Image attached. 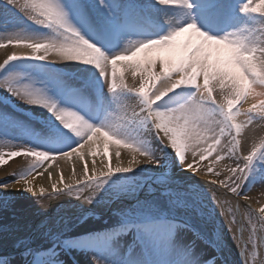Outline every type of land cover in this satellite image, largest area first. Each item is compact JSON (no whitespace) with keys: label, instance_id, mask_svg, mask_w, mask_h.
Returning <instances> with one entry per match:
<instances>
[{"label":"snow or ice","instance_id":"6c2138e0","mask_svg":"<svg viewBox=\"0 0 264 264\" xmlns=\"http://www.w3.org/2000/svg\"><path fill=\"white\" fill-rule=\"evenodd\" d=\"M3 4L15 8L55 35H25L19 30L10 31L0 40V48L22 46L32 49L31 54L13 53L0 63V89L28 105L47 109L79 140L76 146L66 148L72 136L53 125L52 139L43 142L47 147L16 143L14 146L19 150L8 152V157H35L37 160L31 167L14 173L17 177L14 183H4L0 188L14 189L15 185L23 183L27 187L22 191L33 192L29 177L43 166L44 161H56L58 156L70 158L73 152H80L89 140L99 139L103 134L127 148L131 159L127 166H123L118 148L115 167L109 156L105 165L107 171H101L98 176L87 175L86 162L82 174L84 179H76L73 174L74 183L64 185L67 194L92 204L114 175L134 173L142 164H162L160 159L144 149L139 140L130 138L124 131L125 123L139 122L154 132L164 148L175 153L184 169L186 165L187 169L197 171L193 163L188 162V153L193 160L207 159L216 152V160L227 157L234 161L235 166H228L227 179L206 182L211 200L222 211L224 205L217 196L219 186L229 189L237 197L243 195L245 201L249 200L247 192L251 187L245 189L244 185L257 160L264 162V144L258 147L253 140L245 151L242 148V129L246 125L237 123V118L246 117L247 125L264 124V0H246L240 4L242 14L257 20L255 26L246 31L217 34L203 30L197 17L210 28L226 27L230 22V10L224 0H199L198 3L193 0H147L142 5L127 0H3ZM197 8L198 12L195 11ZM169 11H180L182 19L173 23ZM70 12L82 19L91 31L105 37L112 50L105 51L89 42L72 23ZM163 25L168 26L166 30H163ZM184 33L189 35L181 43L178 38ZM132 36L139 38L131 39ZM125 40V47L115 50ZM141 54H144L143 59H140ZM122 60L131 61L128 65L131 84L123 72L118 76V62ZM18 61H78L95 66L109 93L119 100L115 120L99 125L90 123L79 112L60 107L44 88L34 83H18L22 74L11 68ZM177 90H189L188 98L171 106L175 96L180 95ZM244 104L249 107L245 109ZM3 115L0 112V118ZM224 141L226 143H222ZM80 158L84 159L83 153H80ZM4 159L5 154L0 153V163H4ZM95 164L93 160L94 172ZM208 171L215 176L220 175L212 167ZM160 179L165 184H177L176 188H167L164 192L169 197L171 212L151 201L138 200L131 208L116 210L113 214L118 217L117 223L104 232L65 240L64 245L99 249L103 244L104 252L119 257L120 264H144L145 246L155 244L178 257L179 264H200L194 245L185 244L178 233L192 230L197 238L202 237L187 219L176 217L175 209L193 210L202 217L206 216L207 220L214 218V210L205 214L198 206V192L184 188L171 177ZM52 187L55 189L56 184L53 183ZM44 192L41 187L40 194ZM40 203L48 206L44 200ZM244 216L250 226V236L241 247L243 264H248L249 244L253 249V264H264V251L261 250L264 249V207H260L257 213L251 204L246 205ZM229 230L233 232L234 239H242L245 226L233 215L229 220ZM127 236L132 239L125 245L122 238ZM45 255L49 264H58L55 247ZM92 261L93 264H108L101 255H93Z\"/></svg>","mask_w":264,"mask_h":264},{"label":"bare ground","instance_id":"6f19581e","mask_svg":"<svg viewBox=\"0 0 264 264\" xmlns=\"http://www.w3.org/2000/svg\"><path fill=\"white\" fill-rule=\"evenodd\" d=\"M227 1L228 0H224L225 3ZM146 2L147 0H134L133 4L142 5ZM193 2L198 3L199 0H193ZM195 11L198 12L199 9L197 8ZM169 16L172 18L173 23H175L182 19L183 13H181L180 11H169ZM21 17H24V19L22 20L18 18L16 19L17 21L11 23L8 28L0 31V40H3L10 31L19 30H22L25 35H55L51 32V30L46 33V31L37 24L35 25V30L29 26H26L24 20L27 17L24 15ZM70 19L72 20L74 26L79 29L81 34L86 39H88L89 42L96 44L105 51L112 50L109 48L106 38L97 32L91 31L88 25L82 19L78 18L71 12ZM197 19L200 22V26L203 28V30L209 31L210 34H217V32L222 33L224 31L234 30L246 31L247 28L253 27L257 23L255 22L254 18L243 16L240 20H236L232 24L227 25L225 29L221 28L215 31L208 25L204 24L202 18L197 17ZM163 26L168 27L167 25ZM166 29L167 28L163 30ZM188 35L189 33H184L178 38V40L182 43L188 38ZM138 38V36L131 37V39ZM126 43L127 40L122 42L115 50L119 51L120 49L125 47ZM221 47L223 48V46ZM13 53H15L16 55H28L32 53V49L24 48L22 46H8L6 48H0V63H2L5 59L8 58V56L12 55ZM143 56L144 54H141L140 59H143ZM52 58L53 57H49V59ZM130 63L131 61L129 60L119 61L117 73L119 76V74L123 72L125 79L132 83L131 72L128 68V65ZM42 66H47L48 68H43ZM11 68L13 71L22 74L21 79L18 81V83H34L36 86L44 88L48 92V94L58 102L60 107L79 112L85 117V119L89 120L90 123L99 125L101 123L113 121L110 117L105 116L102 113L101 115L98 114L97 118H95L94 116L97 112L98 105L96 103L95 96L91 91V83L94 81H99L98 83H103L104 85L103 77L99 70L95 68V66L86 65L78 61H61L59 63H48L44 61H18L15 62L11 66ZM157 70H159V66H157ZM137 79H139V77H137ZM107 91L108 88L104 85L105 94ZM167 100L168 98H165V101ZM106 104V101L102 102V109L105 108ZM243 107L246 109L247 107H249V105L244 104ZM0 112L4 113L3 118H0V150H10L16 148L14 146L16 143L31 144L36 147H47V145L43 142L51 140L52 133L50 132V130L48 131L42 129V123H49L48 125L51 129H54L53 125H55L60 129L66 130L63 124L59 120H57L47 109L39 106L28 105L25 102L12 97L3 89H0ZM237 120L246 122V117L240 116L237 118ZM124 131L130 138L139 140L144 149L152 153L158 159L162 160L166 158L167 153L159 146H156L157 144L153 138L146 139L145 137H142L145 136L143 132H141L143 133V135H138V133H140L139 131H144L145 133L151 134L153 137V132L148 127H146L145 124L139 122H135V124L128 123L124 125ZM247 135L242 134V148L245 151H247V149L251 147L253 140L257 144V137H253L251 135L249 136V134ZM72 140L78 142L79 138L74 134L72 136ZM110 142V138L103 136V134H100L99 139L93 138L89 140L86 144H84L82 148H80V152H73L70 158L58 156L56 161H46L43 167L39 168L37 172H34L29 177V179L32 181V187L34 189L33 192L22 191L21 189L27 187V185L23 183L15 185L14 189L0 188V211L5 207H8L16 200L22 198H43L46 194L52 196H50V203L48 202L49 198L45 201V203H48L47 207H44L43 205L39 207V215L34 216L33 212L32 219L23 220L19 223L13 224L0 232L2 233V236H0V262L16 263L19 260H27L29 250H34L33 252H35V250L44 243L47 233H54L55 231L59 230V228L64 225L68 219L74 218L79 212H83L86 209L95 208L104 213H107V211L108 213L115 212L116 210L125 209L127 206H129L128 201L132 199H138V197H147L154 192H165L167 187L156 188L153 183H149L144 188H142L143 185L134 187H132L131 185L130 187H132V190L124 192L123 194L105 195L103 191H101L100 194L105 195V201L98 205L87 204L83 199H77L72 195H68L67 190L64 188V185L74 183L73 174H75L76 179L85 178V176L82 175L85 162L87 163L88 167L87 175L98 176L101 171H107L105 167V165L108 163L107 157H111L112 166L115 167L117 163L115 151L119 148L121 151L120 160L123 162V166H127L128 161L131 159L130 151L119 144H114V146L112 147V144ZM224 143H226V141H224ZM76 144L72 145L71 147L76 146ZM69 145L70 143L65 147L68 148ZM166 150L170 152V155L173 158L172 160L175 161L177 159L175 153L171 149ZM80 153H83L84 155L83 160H81L80 158ZM93 153H95V155H93ZM190 154L191 153H189L187 157L188 162L193 163V167L197 169V171L193 172L192 170L187 169L186 165L185 169L181 167V169L176 168V170H180L179 173H185V175L197 174L206 182L213 181L214 179L210 177V174L202 173L208 169V166H212L213 163L208 164V166L203 165L200 160H193V157ZM36 160L37 158L35 157L24 159L23 156H5L4 163H0V185H3L7 182L14 183L17 178L14 173H18L23 169L31 167L32 164L36 162ZM93 160L96 161L95 172L93 171ZM230 164H232L233 166L234 161L232 162V160H229L228 162H226V165ZM49 165L51 166L49 167ZM164 165L167 164H161L160 166H156L150 163L142 164L135 170H142L147 172H164ZM215 168L217 169V167ZM216 169H214V172H216ZM61 177H63V179H61ZM224 177L226 176H222V178ZM199 182V180L191 178L190 175H187L182 179L181 182H179V184L188 190L198 192L200 199L204 200L203 202L208 204V208L214 209L217 221L221 225L224 250L220 255L224 257L225 262L227 264H243L244 257L241 256V247L243 246V242L247 241L249 238V232L246 230L245 226L246 218L244 216L247 203H244L241 200H237L231 195L220 192L217 193V196L220 200V203L224 205V210L222 211L218 204H216L203 194L202 189L207 188V183ZM53 183L56 184L55 189H53L52 187ZM121 183L123 185L125 184L123 181ZM258 183L256 184V186H258V192L254 193L253 196L251 195V198L255 201L253 206L255 207V209H257V211H259V208L264 204V182ZM172 186H174L173 188H176L177 184H174ZM41 187L45 189V192L43 194H40ZM219 187L220 189L222 188V186ZM150 188L154 189V191H149ZM56 192L60 193V196H58V198L54 197V195H56ZM61 204H65L67 210L59 211L58 208L61 206ZM228 209H231V211L228 212ZM225 213H227V215ZM233 215H235L237 221L243 223L245 226V230L242 234V239H234L233 232L229 230V220L232 219ZM110 222L112 223L113 220H110ZM85 226L86 225H83V230L86 233L85 235L90 234L93 229H89L87 228V226ZM96 229L98 230V228ZM236 234L238 236L240 235L238 228L236 230ZM178 237L185 244L194 245V253L198 258L200 257L199 261L200 264H202V260L205 259L201 258L204 254V250H206V252L208 251L204 247V245L207 244L206 240H196L197 238L195 236L189 234L186 231L178 233ZM122 239L125 244L131 243V239L129 237L128 239H125V241L124 238ZM203 247L205 249H202ZM261 250L264 251V249ZM98 255H101L102 258L106 259L108 261V264H120L119 257H114L104 252ZM216 255H219V253L214 252V250L211 252L208 251L207 259L210 257L211 261H213L214 264H219L215 260ZM81 256H83L82 253ZM82 258H80L81 262ZM88 258L89 259H87L86 257L85 262L82 263L93 264L92 257ZM143 258L147 259L144 264H179L178 257L170 255L162 247L160 248V250H158V247H153V244H148L145 246V253ZM247 259L250 263L251 252L249 251V249L247 252ZM31 261L32 258L30 262H28V264H34Z\"/></svg>","mask_w":264,"mask_h":264},{"label":"rangeland","instance_id":"374dc122","mask_svg":"<svg viewBox=\"0 0 264 264\" xmlns=\"http://www.w3.org/2000/svg\"><path fill=\"white\" fill-rule=\"evenodd\" d=\"M158 15L159 14H157V16ZM8 17H9L8 12L6 10L0 8V31L3 30V27H6V25L3 22H5ZM126 81L129 84H131L128 80H126ZM178 92L180 93V95L175 96L174 100H176L178 97L179 98L182 97V95L185 93V90H178ZM106 100H107L108 105H107V110L105 111V113H106L105 116L111 117V119L114 121L115 115L119 111L117 108V104L119 103V100L115 96H113L112 93H109V92L106 94ZM128 123L135 124V122H127L125 124H128ZM237 123H244L246 125L242 129V134H244V135L249 134V136L251 135L253 137H257V144L256 145L258 147L261 144H264V142H263L264 141V124L247 125L246 122H244L242 120H237ZM139 132L140 133H138V135L141 136L144 133L145 136H142V137H145L146 139H152L153 138V139H155V142L157 144L156 146L160 145V142L155 137V135L152 137L151 134L145 133L144 131H139ZM141 132H143V133H141ZM110 141H111L110 143L112 144V147L114 146V144H117L112 139H110ZM222 143H224V142H222ZM242 147H243V145H242ZM18 150L19 149H17V148H13L10 150L1 149L0 153H4L5 156H7L6 154L8 152L18 151ZM186 155L188 157L189 153ZM24 159H25V157H24ZM197 159L199 160V158H197ZM229 160H231V159H228L227 157H225L222 160H216V152H213L211 155H209L207 157V159L200 160V161L203 165H207V166H208V164L213 163V165L208 166V168L212 167L213 171H214V169H216L215 167H217L216 172H219L220 175L215 176L212 173H210L208 171V169L202 173L210 174V177L216 181L221 180V179H227L229 176V172H228V166L229 165H226V162H228ZM161 161H162V164H167V162H169V164H171V162H173V160L171 161L168 157L162 159ZM232 162H233V160H232ZM44 164L45 163L43 162V166H44ZM230 165L232 166V164H230ZM233 166H235V163L233 164ZM258 168L261 170L260 173L258 172ZM262 170H264L263 166L261 167V166L255 165L252 175L248 178V181L244 185L245 189H248L249 187H251L250 191L247 192V195L249 196V201H252L254 203H255V201L251 198V195L253 196L254 193L258 192L257 191L258 186H256V182L261 178V176L264 177V171H262ZM222 176H226V177L222 178ZM145 177L146 176L144 174L132 175V176L130 174H120V175H117L116 177H114L113 180H109V182L104 186V189L102 191L105 195L106 194H115V195L123 194L124 192L131 191L133 185L140 184ZM122 181L125 183L124 185L121 183ZM262 181H264V180H262ZM118 182H120V183H118ZM131 185H132V187H130ZM126 187H128V188H126ZM225 189L227 191H229V189H227V188H225ZM104 194H98L96 196V198L94 199L92 204H96L98 201L103 200L104 196H105ZM205 194L211 199V196L208 194L207 190H206ZM72 196L77 198L75 195H72ZM241 196L243 197V195H241ZM156 198H157L156 196H153V197H151L147 200H144V201H151V202L157 204L163 210H166L169 212L172 211V209L168 205V199L169 198H165V199L163 198L165 201H161V200L156 199ZM46 199L47 198L29 199V200H23L22 199L20 201H16V202L10 204L8 207H5L2 211H0V232L3 229H5V228H7L13 224L19 223L23 220L32 219V213L33 212H34V216L39 215V212H40L39 207L42 205L40 203V201L41 200L46 201ZM202 202H201V200H199L198 206L200 207L201 211H203L205 214L212 212L214 210L212 208L209 209L208 204L204 203V202L202 203ZM257 204H259V203H257ZM131 207H133V206H131ZM131 207H127V208H131ZM261 207H264V204ZM58 210L59 211H65V210H67V207L65 204H61V206L58 208ZM113 213L107 214V215L89 214V215H85V216H78V218H76V219L74 218V219L69 220L68 223H66L64 226H61L59 228V230L55 231L54 233L53 232L47 233L45 241L46 240L48 241L49 239H53V241H56L57 240L56 238L61 237L60 239H63L64 237H69L70 234H73L75 232L84 231L83 225H86L87 228H93L98 223H103V222L108 223V222H110V220H118V217H116ZM175 214H176V217L184 218V219L187 218V219L193 221L203 230V232L208 233L211 236V239L215 243L219 244L221 247L224 246L223 242H222L223 235H222V231H221V225L217 221L215 211L213 212L214 218L212 220H207L206 216L202 217L199 213H197L193 210H186L183 208H176ZM253 219L255 220V218H253ZM73 220H75V221H73ZM257 226L259 227V224ZM246 227H247V230L250 234V226L247 225V221H246ZM0 236H2V233H0ZM156 247L161 248V246H159V245H156ZM83 255H85V254H83ZM93 255H95V254L94 253L91 255L88 254L87 259H89L88 257H92ZM96 255H98V253ZM84 258H86V257H84ZM24 261L25 260H20L18 264H24L25 263Z\"/></svg>","mask_w":264,"mask_h":264},{"label":"water","instance_id":"95a60500","mask_svg":"<svg viewBox=\"0 0 264 264\" xmlns=\"http://www.w3.org/2000/svg\"><path fill=\"white\" fill-rule=\"evenodd\" d=\"M134 201H132L131 203H133Z\"/></svg>","mask_w":264,"mask_h":264}]
</instances>
